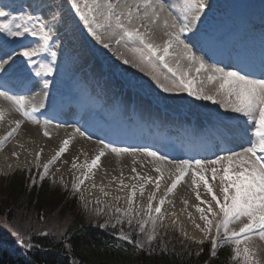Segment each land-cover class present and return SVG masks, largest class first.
<instances>
[{
	"label": "snow or ice",
	"instance_id": "6c2138e0",
	"mask_svg": "<svg viewBox=\"0 0 264 264\" xmlns=\"http://www.w3.org/2000/svg\"><path fill=\"white\" fill-rule=\"evenodd\" d=\"M71 6L88 33L104 48H110L113 44L118 47L122 46L133 53L141 65L150 66L153 72H158L161 66L167 69L173 79L170 86L161 84L165 92L186 91L198 100L211 101L233 113L241 114L245 118L247 125L245 134L248 136L247 143L242 145L239 151H232L230 154L217 156L215 159H197L194 162L187 159L174 162L158 151L130 149L113 146L102 140L97 141L102 147L90 162L85 159L83 164H79L76 162L78 157L73 159L71 165L73 169H87V173H82L83 178L78 177L79 182L73 183V191L81 192V185L90 178L88 173L98 168L102 157L108 153L115 154L117 157L124 154L132 156L139 154L151 157L156 162L173 165L171 168H161L153 164L155 172L159 175L150 177L137 173L132 177L133 180H137V184L131 186L124 184L123 180L118 181L121 186L119 191L129 187L131 191L129 196L123 197L128 204L127 209L122 210L119 207L114 209L120 214L116 217V224L123 225L126 218L127 224L131 227L133 220L140 217L136 220L138 231L144 234L145 239L137 246L143 249L145 245L157 240V227L163 225L162 207L165 199H160L159 205L153 207L156 192L161 188V181L167 175L171 180L167 192L172 193L192 170L191 184L199 188L202 182L218 208L217 211L210 202L201 200L200 193L197 191V200H201V203H208L207 213L214 218L208 219L205 210L197 206L196 210L201 214L200 219L206 221V227L200 228L198 224L196 227L211 239L212 255H216V249L221 244L230 245L232 259L236 260L237 264H264V244L255 243L256 240L264 242V78H254L239 70L230 71L207 64L203 58L196 55L190 44L186 43L184 34L191 31L192 26L200 20L204 9L208 7L207 0H182L178 8L180 15H175L177 9L166 5L165 0H71ZM0 18L3 19V22H0V33L5 36L17 38L25 37L27 34L38 37L43 42L37 46L22 45L20 49H13L11 53L4 51L0 54V74H2L0 75V100L6 102L0 105V123L6 120V114L10 115L12 112L19 113L23 118L7 120L10 130L0 137V151H3L6 143L18 135L25 120L40 124L34 113H37L43 106V97L39 102L33 103L35 97L29 99L22 95L12 94L4 87L2 83L4 77H7L15 68V63L10 62L14 57L20 56L26 66L34 71V75L42 78L53 74L57 53L49 45L52 40V27L46 30L42 20L37 21L39 27L36 28L31 26L34 20L32 15L17 17L2 8H0ZM52 19L55 21L57 17L53 15ZM43 54L49 55L52 62H43ZM170 58H174L175 62L170 63ZM123 62L127 64L129 60L124 59ZM193 69L197 75L203 73L204 78L196 80L190 77L189 72ZM153 79H156L158 84L161 83L157 75H153ZM165 79L168 77L165 76ZM49 83L48 80L43 81L45 89L48 88ZM194 83L200 84L201 87L194 91ZM208 85L211 87H207ZM48 125L49 121H44L43 135L51 138L47 130ZM77 135L86 140L91 139L86 131L79 127L75 128L70 137L62 140L55 155L42 166L43 173L39 176L40 180L48 176L50 167L68 152L72 140ZM19 147L24 146L20 144ZM13 155L19 158L18 153L14 152ZM39 156L40 153H37L38 169L40 168ZM217 165L222 169L219 176H217L219 171L217 167H211V174L213 181L219 180V194L213 190L212 184L203 174L209 166ZM131 171L136 172V168L133 167ZM153 183L155 191L148 196L146 208L141 205L140 209L135 211L133 204L137 198V191L143 197L145 185ZM64 187L66 188L67 185ZM92 187L95 188L96 185L93 184ZM99 191L104 196L109 195L103 185L100 186ZM80 198L84 199L82 194ZM115 199L120 200L122 197L117 196ZM168 202L171 203V201ZM95 203L100 204L101 201L97 199ZM105 207L110 206L105 204ZM85 209H87V202ZM93 212L97 215H106L99 208H94ZM172 215L175 216V213ZM217 217L219 220H215ZM107 224L106 220L101 227ZM149 225L150 230L146 232ZM233 225L237 227H232ZM121 239L135 244V241L131 240L130 236L122 230ZM195 242L203 244L204 241ZM148 250L152 251L151 248Z\"/></svg>",
	"mask_w": 264,
	"mask_h": 264
},
{
	"label": "bare ground",
	"instance_id": "6f19581e",
	"mask_svg": "<svg viewBox=\"0 0 264 264\" xmlns=\"http://www.w3.org/2000/svg\"><path fill=\"white\" fill-rule=\"evenodd\" d=\"M181 2L182 0H165L166 5L177 9V11L174 13L175 15H180L178 8ZM208 15L209 11L204 10L200 20L192 26L191 32L189 31L184 34V38H186V43L190 44V47H192L195 53L197 50V44H195V33H192L193 28L198 25H203L202 19H207ZM61 47L68 53H74L78 50L79 45L77 42H74L69 38L63 37L61 38L59 49H61ZM196 55L204 59L202 55H199L197 53ZM174 62V58H170V63ZM205 62L207 63L206 60ZM189 76L195 78L196 80L204 78L203 73L197 75L194 69L189 72ZM200 87L201 85L198 83H194L193 85L194 91L198 90ZM207 87L211 86L208 85ZM39 93L40 91L34 94V96L36 97V101L38 100ZM172 94L179 96V98L181 99H185V102L187 104H201L208 102L206 100H198L195 96L190 95L189 99L185 96L183 98L181 92L173 91ZM4 104H6V102L0 100V105ZM211 104L213 103L211 102ZM220 107L222 106L220 105ZM221 113L223 115H226L227 113L231 114L233 112L222 107ZM234 114H236V116H238L242 121L245 122V118L241 114ZM8 119H22V117L19 116V114L16 112H12L10 115L6 114V120L0 123V137L6 135L7 131L10 130L9 125L7 123ZM245 129L246 124L244 123V128H238L237 132H240L241 130L243 131ZM49 132L52 136L50 139L42 138L39 134V130H37L34 124L24 121L15 139L10 140L6 144V147L3 149V151H0V179H2V177L11 175L18 168H31L32 163H37V153H40L39 164L43 166L45 163L48 162L49 159H51V156L55 153V151L58 150L59 146L62 143V140L66 139L64 138L66 137L64 135L71 136L72 133V131L68 132V130L60 132L54 129H50ZM72 141L73 146H71V144L69 146L70 149L72 148L71 154L65 155L63 157V160L59 164V169H61V171L59 173H55L56 178L63 177V179L67 180V183L69 185H71L75 181L77 176L76 172L73 176L70 175L71 173L69 171V162H67L70 161V157L72 156V159L78 157L76 162H78L79 164H83L85 159L91 161V159L94 158L95 154L101 149V147L96 146L98 150H90V153L81 150V148L85 147L86 145H90L91 147H94V145L93 143L85 141L79 135H77ZM246 142L247 140L244 141V143ZM20 144H23L24 147L20 148ZM41 149H43L42 152ZM14 152L19 154V158L13 155ZM82 152L84 154H81ZM66 162L67 165H65ZM223 163L224 162H222V164ZM153 164H157V166L161 168L173 167V165H168L165 162H156L153 161L151 157L142 156L139 154H137L136 156L124 154L120 157H117L115 154L108 153L104 157H102L101 165L98 168L93 169L92 173H88L90 178L88 180H85L84 182V195L87 200L99 199L100 201L108 202L111 207L121 205V203H124L123 206L127 207V202L125 199H123V197L130 195L131 187L119 191L118 189H120L121 186L118 181L123 180L124 184H128L129 186H131L133 184H137V180L132 179V177L136 176L137 173H139L140 175L157 177L159 173L155 172ZM71 165L72 164L70 163V166ZM217 166H209L204 170L203 174L208 178L209 183L212 184L213 190L217 191V193L219 194L218 179L213 181L211 174V167ZM133 167L136 168V172L131 171ZM53 168L54 167L51 166L49 172ZM219 174L220 173H217V176H219ZM191 178L192 170L188 172V174L184 177L183 182H181L172 193H168L167 187H170L171 180H169L166 175L165 179L161 181L160 190L156 192L155 200L153 201V207L159 205L160 199H165V204L162 207V213L167 218H170V220L175 225L180 226L184 235L186 233V236L188 238L198 241L204 240L205 235L200 231V228L204 227V223L203 220L200 219L201 214L196 210V208L197 206H199L205 210L208 206V203H201V200L210 202L214 208H216V205L215 202L211 200V194L207 193V190L202 182L199 188H197L196 186H194V188L190 187ZM172 179H174V177ZM93 184L96 185L95 188L92 187ZM101 185H103L105 187V191L109 193L108 196H104L99 191ZM153 191H155L154 183L145 185V192L143 197H141L139 195V191H137V198L133 204L134 207L137 208L141 205L146 206L148 203L147 198L149 195H151ZM197 191L200 193L201 200H197L196 198ZM117 196L122 197V199L116 200L115 197ZM168 201H171V203H169ZM185 201H187V203H185ZM216 210L218 211V208H216ZM173 213H175V216L172 215ZM207 216L211 215L208 214ZM197 224L200 225V228L196 227ZM255 243L264 244V242H261L259 240H256Z\"/></svg>",
	"mask_w": 264,
	"mask_h": 264
},
{
	"label": "trees",
	"instance_id": "16d2710c",
	"mask_svg": "<svg viewBox=\"0 0 264 264\" xmlns=\"http://www.w3.org/2000/svg\"><path fill=\"white\" fill-rule=\"evenodd\" d=\"M1 194L0 216L4 219L21 222L29 219L36 226L43 217L50 220L60 214L63 220L68 221L61 227L60 233L66 232V235L58 238L60 245L57 239L40 238L37 240L40 246L50 251L28 253L29 263L1 252L0 264H197L207 261L209 264H237L228 246L210 259L208 244L200 246L183 241L176 235L166 241L158 236L157 240L141 249L137 245L144 241L145 236L132 230L130 236L135 244L125 242L118 243V246L108 233L85 223L76 202L65 199V193L51 191L48 186L27 192L24 178H14ZM62 242H67L68 247Z\"/></svg>",
	"mask_w": 264,
	"mask_h": 264
},
{
	"label": "rangeland",
	"instance_id": "374dc122",
	"mask_svg": "<svg viewBox=\"0 0 264 264\" xmlns=\"http://www.w3.org/2000/svg\"><path fill=\"white\" fill-rule=\"evenodd\" d=\"M51 13H56L57 14L56 11L51 12ZM60 14H57V15L60 16ZM69 35H71V37L74 39V41L77 42L78 44H80L82 46V48L84 47L82 52H75L73 54L74 57L71 59L72 60V64L75 67L84 66V63L87 60L86 56H88V54H89L88 50H87V47L85 46V44L82 41L81 37L78 36L77 30H76L75 27L72 28L71 32H69ZM67 38H68V36H67ZM69 38H70V36H69ZM95 43L98 44V45H102L99 42H97L96 40H95ZM107 55L110 56V57L112 56V60L115 61V62H118V60H121V62H123L124 59H128V60L132 59V60H134L133 63L136 64L137 74L139 75V78L141 79V81H142V78H144V80L150 81L152 83V86H156V87L159 86V84L157 83L156 79H153V75H157V78L161 81L160 84H165L168 81V79L164 78L166 75L160 69L158 70V72H153V69L150 66L141 65L139 63L138 59L136 58V56L133 53L129 52L126 48H124L122 46H120V47H118L116 49L117 57H114L113 53H110V52H107ZM121 56H123V58H121ZM89 57L91 59V56H89ZM120 66H121V64H120ZM123 66H126L129 72H131L133 74H136L127 65H123ZM114 71H116V70H114ZM162 74L164 75V77H163ZM161 90L163 91V94L165 95L163 97L169 102L171 107L179 108L183 104L184 101L174 98L169 92H165L163 90V88H161ZM207 109H205V110H207ZM67 162H69V161H67ZM67 162H66V164H67ZM17 171H19V170H17ZM23 176H24V174H19V172H17V173L15 172L12 175L8 176L7 178H2L1 181H0V190H1L0 191V197L2 198V194L1 193L3 192V190L8 188V186L10 185L11 181H13L14 178H23ZM77 178H76V181L74 183H78L79 182ZM33 181H35V179H32L30 181V183H33ZM58 186L59 187H61V186L64 187L63 184H61L59 182H55V183H53V185H51V188L58 187ZM65 189H67V191L70 190L71 193H74V194L78 193V195H79V203L78 204H79L80 209H82L85 212L86 216L89 219L93 220L95 223L97 221H99V220H103L104 222L107 220L108 224H110V223H112L113 221L116 220L117 216L120 215L119 213L111 212L109 207L106 208L105 204H107V202H101L100 204H96L95 203L96 200H92V201H88V202L85 200V198L82 200L80 198L81 194L83 195V191H84V187H82V185H81V192H74L72 186L70 188L67 186ZM83 197H84V195H83ZM86 202H87V209H85V203ZM207 207L205 209V215L210 214V213H207ZM94 208H99V209L103 210V212L106 213V215H97L96 213L93 212ZM126 209L123 208L122 210H126ZM134 210L138 211L136 209H134ZM135 211H134L133 215L135 214ZM138 219H140V217H136V219L133 220V223H137L136 220H138ZM208 219H214V218L212 216H208ZM215 220H219V218L217 217V218H215ZM203 223H204V228H205L206 227V221L203 220ZM234 226L236 227L237 225H233L232 227H234ZM157 229H160L162 232H170V231H172L173 233L179 232V234L181 236H183L185 238H188L187 236L184 235V233L182 232V230L178 226H176L170 219L165 218V217H164V220H163L162 227L158 226ZM213 235H214V232H213Z\"/></svg>",
	"mask_w": 264,
	"mask_h": 264
}]
</instances>
